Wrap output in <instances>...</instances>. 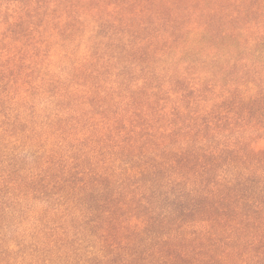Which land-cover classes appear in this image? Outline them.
I'll return each mask as SVG.
<instances>
[{"label": "trees", "instance_id": "trees-1", "mask_svg": "<svg viewBox=\"0 0 264 264\" xmlns=\"http://www.w3.org/2000/svg\"><path fill=\"white\" fill-rule=\"evenodd\" d=\"M0 264H264V0H0Z\"/></svg>", "mask_w": 264, "mask_h": 264}]
</instances>
